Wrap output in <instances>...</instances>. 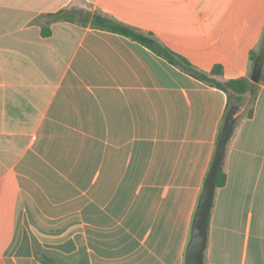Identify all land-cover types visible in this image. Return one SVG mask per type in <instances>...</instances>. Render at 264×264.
Here are the masks:
<instances>
[{"label": "crops", "instance_id": "1", "mask_svg": "<svg viewBox=\"0 0 264 264\" xmlns=\"http://www.w3.org/2000/svg\"><path fill=\"white\" fill-rule=\"evenodd\" d=\"M61 9L80 13L49 21ZM95 13L255 82L264 0H0V264H186L227 94L83 22ZM251 99L206 264H264V84L244 117Z\"/></svg>", "mask_w": 264, "mask_h": 264}, {"label": "trees", "instance_id": "2", "mask_svg": "<svg viewBox=\"0 0 264 264\" xmlns=\"http://www.w3.org/2000/svg\"><path fill=\"white\" fill-rule=\"evenodd\" d=\"M79 13H80L79 10L61 9L57 12L49 13L47 16L50 17L49 21H57V20L72 21L79 15ZM89 21L91 22V25L95 28L115 32L131 38L132 40L150 48L156 54L165 58L169 63L180 68L184 72L192 75L193 77L211 86L217 87L223 90L224 92H226L228 102H227L226 113L224 115V119L220 127L218 141L220 135L223 132L225 120L228 113L234 107L238 106L242 108L246 102L248 93H252V99L249 105L247 106V108L244 110L243 115L244 117H252L254 113L255 100L261 89V85L264 84V34L261 38L259 47L257 49H253L250 53V59L252 61L254 72L255 74L260 75V79L258 81L253 82L249 78L243 76V77L224 80L222 79V76L224 74V69L222 65L220 64L215 65L213 69H211L210 71L201 70L198 67H196L190 61L189 58L176 52L175 50L164 44L162 41H160L158 38H156L153 32L142 31L139 28L117 21L111 17L99 13L86 15L83 22L87 23ZM44 34L45 35L50 34V29L47 28L44 29ZM226 182H227V174L224 170V164H223L222 169L220 170L219 175L217 177V187L224 186ZM42 259L46 262H54L53 259H51L46 255H42Z\"/></svg>", "mask_w": 264, "mask_h": 264}, {"label": "water", "instance_id": "3", "mask_svg": "<svg viewBox=\"0 0 264 264\" xmlns=\"http://www.w3.org/2000/svg\"><path fill=\"white\" fill-rule=\"evenodd\" d=\"M253 78L258 81L260 75L254 74ZM241 112L242 108L237 106L232 108L226 117L216 154L206 177L195 213L191 238L186 252V264H206L204 253L208 242V223L217 189V177L224 164L228 141L232 137L234 125Z\"/></svg>", "mask_w": 264, "mask_h": 264}]
</instances>
